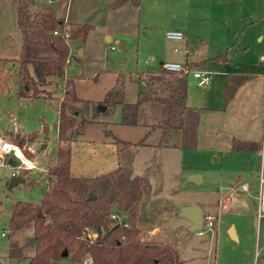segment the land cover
Here are the masks:
<instances>
[{
	"label": "rangeland",
	"instance_id": "obj_1",
	"mask_svg": "<svg viewBox=\"0 0 264 264\" xmlns=\"http://www.w3.org/2000/svg\"><path fill=\"white\" fill-rule=\"evenodd\" d=\"M9 1L4 5L0 0V71L3 70V74H11L8 84L4 83L0 90V137L17 140L20 138L18 142L25 154L38 165V168H35L30 175H25L31 178L30 182H19L12 187L8 186L12 175V166L8 159L11 156L17 161L19 159L14 154H5L4 164L0 167V258L6 261L9 258L14 264H20L26 263L28 257H8L11 206L17 199L38 201L47 188V172L44 168L47 167L55 151L58 130L56 105L63 91L60 85L54 86L53 96L19 95L16 74L18 62L15 59L10 61L2 59L18 57L21 48L15 5L12 0ZM35 6H37L36 3L33 7L37 8ZM191 8L186 1L167 0L164 7L151 9L150 12L147 9L146 19L150 24V30L144 27L140 36L113 35L112 41L109 42L106 36H103L104 33L101 35L103 28H98L88 43L87 51L82 55L80 52L75 53L76 58H72V63L67 69L70 74L83 72L86 75L83 81H79L81 94L89 97L96 104H102L100 100L103 99L106 90L116 81V75L111 74L113 72L107 71L104 74L107 68L125 73L127 70L136 73V70L138 72L144 69L153 71L159 68L160 61L155 55L157 48L168 49L172 45L165 37L167 29L164 31V27L170 23L165 19H170L173 12L178 17L188 16ZM118 27L121 28V26ZM251 31L246 17L235 21L232 29V32H235V40L249 41L252 44V52L255 53L258 47ZM116 38H120L119 42H116ZM79 43L81 41H71L74 49ZM111 45L115 48H111ZM261 54H264V51H258V56ZM151 56L156 57V60L146 64L145 60ZM125 85L126 97L135 99L138 82L132 80L126 73ZM115 109L109 107L108 110L92 117L87 122L85 131L72 142V173L93 174L110 169L118 163L123 164L129 175L140 172L149 184V194L141 204V206L144 204V211L141 209L139 225L143 231H146L153 224H158L162 228L159 235L168 237L177 245L187 264H255L257 258L258 264L264 263V208L262 206L259 210L258 199L252 195L240 191L242 199L240 210L222 212L220 218L224 223L218 226L219 231L216 233L214 228L208 229L207 232L205 230L203 234L197 233L190 228L191 220L180 212L181 206L185 204L198 203L201 206L204 200L202 189L204 192L213 187L217 189L218 184H214L210 175L207 177L208 172L214 174L220 169H225L227 173L234 168L235 180L238 175L246 178L253 167L260 166L261 155L251 154L242 161L229 157L227 161L224 156L220 160H214V155L205 154L196 149L182 151L170 148L157 153L156 143L162 130L159 127H152V124L165 120L167 113L164 104H143L136 124L121 122V114L118 118ZM149 129L151 130L146 137L145 145H132L124 148L120 153L116 151L115 135L128 140H137L145 136ZM33 131H36L37 135L30 140L28 134ZM88 145H94L97 150H89ZM240 166L244 167L241 173L237 171ZM195 170H201L204 173V178L199 185L192 182L189 177L190 174L195 173L188 174L189 171ZM227 175L228 180L233 181L234 178H229L231 173ZM186 201L188 202L183 203ZM202 206L207 207L204 204ZM230 222L235 224L239 237H232L227 227ZM3 231L6 233L3 234ZM32 231V227H27L12 234V239L23 245L25 253L33 251L30 241ZM212 233L215 238L210 243ZM144 236L147 237L146 234ZM27 240L30 243H26ZM210 244L211 253H209ZM193 253L194 257L191 256ZM207 254H210L209 260L206 258ZM61 262L53 260L52 264H61ZM66 263L84 264L83 261L71 259H67Z\"/></svg>",
	"mask_w": 264,
	"mask_h": 264
},
{
	"label": "trees",
	"instance_id": "obj_2",
	"mask_svg": "<svg viewBox=\"0 0 264 264\" xmlns=\"http://www.w3.org/2000/svg\"><path fill=\"white\" fill-rule=\"evenodd\" d=\"M127 1L113 0L110 8ZM131 1L138 6L141 0ZM17 24L21 32L20 54L7 60L18 62L19 95L53 96L54 86L60 84L63 92L56 105L58 130L55 151L47 165V188L38 201L17 199L12 202L9 255L28 257L24 264H52L53 260L67 259L83 261L87 256L92 257L93 264H180L179 250L172 241L143 236L139 213L142 199L149 192L146 180L139 174L129 175L122 163L94 174H74L71 144L85 131L92 117L109 107L120 105V121L136 124L143 104L162 103L167 116L164 121L152 124L162 130L156 145L195 146L200 111L187 101L189 73L170 71L163 62L155 71H139L137 96L128 100L126 73L120 71L114 85L100 100L102 104H96L77 92L78 74L67 73L72 61L71 41L84 43L94 25L67 22L49 3L34 10L30 0H17ZM67 27L69 36L65 37ZM218 58L224 59V56ZM206 61L187 60L185 65L190 69L200 68ZM3 73L1 70L0 90L4 83L8 84L11 75ZM239 83L229 87V98ZM176 132H179L178 137H174ZM149 133L150 130L137 140L115 135L118 153L126 147L146 143ZM36 135V131L28 134L30 140ZM263 144L262 139L233 136L231 147L258 151ZM113 210L122 215L121 220L111 216ZM27 227H32L35 236L31 253H25L23 245L12 239L13 233ZM89 231L95 235L89 237Z\"/></svg>",
	"mask_w": 264,
	"mask_h": 264
},
{
	"label": "crops",
	"instance_id": "obj_3",
	"mask_svg": "<svg viewBox=\"0 0 264 264\" xmlns=\"http://www.w3.org/2000/svg\"><path fill=\"white\" fill-rule=\"evenodd\" d=\"M112 1L113 0H30V3L34 10L39 9L45 3H49L55 8L56 14L64 18L67 22H87L94 25L84 44H77L76 49L71 45V57L76 58L77 52H80V55H82L87 51V48H89L88 43H90V39L98 28H103L101 35L104 33L103 36H106L109 42L112 41L113 35L119 37L140 36L144 27L150 30V24L146 19L147 9L150 12L151 9L156 10L167 4V0H141L140 4L137 6L133 1L129 0L116 8H110ZM183 1H186L192 7L188 16L178 17V15L173 12L170 19H165L170 23L164 27V31H166V29H179L185 33V37L182 39H169L165 35L168 40L167 42L172 45H170L168 49L158 47L155 55L160 61L159 65L164 61H180L186 63L187 60H207L205 66L200 68L211 73L212 77L206 85H200L198 83V78L194 74H188L187 101L190 105L198 107L200 111L196 145H156V147H158L156 150L157 153L163 149L170 148L180 149L182 151L184 149H196L205 154L214 155V160H220V158L224 156L227 161L229 157L230 159L242 161L251 154L261 155L260 166L253 167L255 169L252 168V171L246 178H242L240 177L241 175H238L235 180L234 168L233 170H228L230 172L226 171L227 173H225V169H220L214 174L207 173V177L210 175L214 184H218V187L217 189L216 187L206 189L205 192L202 189L204 200L201 202V206L202 204L207 206L206 208L202 206L203 215L212 213L216 216L214 225V233H216L219 231L218 226L224 223L220 218L222 212L240 210L239 208L242 200L240 191L246 192L258 199L259 210L260 207L262 208L260 197L262 194L264 197V187L261 188L260 174L261 171L264 170V144L258 151L234 150L231 146L233 136L246 139H262L264 143V63L260 60V56H258V51H264V0ZM8 2L10 1L1 0V3L4 5ZM12 3L15 5L17 24V0H12ZM35 3L37 4V6H35L37 8L33 7ZM241 17H246V20L251 26V32L258 47V51L255 53L252 52V44L249 41L244 42L241 39L235 40V32H232L233 25H235V21H239ZM118 26H121V28ZM221 26H223V28ZM119 39L120 38H116V42H119ZM175 48L178 50H175ZM219 56H224V59H219ZM8 58L13 57H4L2 59L8 61ZM155 58L156 57L152 60L155 61ZM150 62L147 63L145 60L146 64ZM111 69L112 68H107L104 74H106L107 71L113 72L111 74L114 75L118 74L116 70L114 71ZM157 69L158 68H156V70ZM137 72V70L136 73L130 70L126 71L127 76L132 80H136ZM67 73L70 74L68 71ZM85 78L86 75L80 72L75 81L79 95L87 97L81 94V86L79 85V81H83ZM237 81L240 83L235 89L234 94L229 98V87L236 84ZM134 96L135 95H133V97ZM127 99L134 100L128 97ZM115 108V113L119 118L121 107L117 105ZM178 133L179 132H176L174 137H178ZM18 140L20 141V138ZM88 149L97 150L94 145H88ZM116 151L118 152L117 147ZM169 151L170 150H168V152ZM242 169H244V167L240 166V169L237 171L241 173ZM192 172L195 174H190L189 177L191 181L199 185L204 178V173L201 170H195L189 171L188 174ZM229 173H231V177L229 178H234L233 181L228 180L227 174ZM74 174L82 173L79 172ZM137 174L140 175L141 173L139 172ZM148 194L149 192L142 199V202L147 198ZM243 197L245 200V194ZM187 202L188 201L183 203ZM143 207L144 204L140 206L139 219L140 216H142L141 209L144 211ZM145 211L147 213V208ZM181 223L185 224L184 221H181ZM227 227H229L232 237H239L235 224L230 222ZM196 231L199 233L198 230ZM207 231L208 230L205 232ZM161 232L162 228L158 224H153L149 229L143 231V236L146 234L147 237L171 241L168 237L159 235ZM203 233L204 232H201L199 234ZM214 238V234L212 233L209 242L212 243ZM209 249V253H211V244ZM178 250L181 259L180 264H187L179 248ZM194 255L193 253L191 256L194 257ZM8 257H11L9 255V247ZM206 258L209 260L210 254H207ZM0 264H14V262L9 258L7 261L0 258Z\"/></svg>",
	"mask_w": 264,
	"mask_h": 264
},
{
	"label": "built area",
	"instance_id": "obj_4",
	"mask_svg": "<svg viewBox=\"0 0 264 264\" xmlns=\"http://www.w3.org/2000/svg\"><path fill=\"white\" fill-rule=\"evenodd\" d=\"M54 33H58V31H55ZM63 34H64L65 37L69 36L68 27L64 30ZM165 35L169 39H182V38L185 37V33L182 30H179V29H169V30H167L165 32ZM110 47L111 48H115L114 45H111ZM175 50H178V49L175 48ZM262 57H264V54H261V56H260V60L264 63V59H262ZM152 59H154L153 56L148 57L146 59V62L148 63ZM162 65L166 69H168L170 71L178 72L180 74H182V73H192V74H194L198 78V83L200 85H206L210 81V79L212 77V74L209 73L208 71H206L205 69H202V68L190 69V68H188L185 65V63L180 62V61H164ZM0 138L4 139V141L6 143H11V144L17 145L21 149V151L23 152V155L29 161L33 162L36 165L35 168H38V165L35 163L36 161H34L32 158L28 157L25 154L24 150L22 149V146L20 145V143L18 142L17 139H10V138H6V137H0ZM0 147H2V146H0ZM5 154H14L15 155L14 152H6ZM0 164H2V165L4 164L3 159L0 160ZM11 166H12V174H19V175H22V176L30 175L31 172H33L35 170V168L28 169L26 167H23L22 166V162L20 160L19 161L16 160L15 164H12ZM44 169L47 172V167L44 168ZM260 180H261V188H263L264 187V170L261 171ZM260 199H261L260 200L261 205L264 206L263 194L260 197ZM111 216L113 218H118L119 220L122 219V215H120L116 210L111 211ZM215 219H216V216L214 214H212V213L204 214L203 215L202 225H201V228L198 229V232L201 233V232H204L205 230L213 229L214 225H215ZM5 233H6V231H3V234H5ZM88 235H89V237H93L95 235V232L89 231ZM83 263L84 264H93L92 257L91 256H87L83 260ZM255 264H258V258L256 259ZM262 264H264V263H262Z\"/></svg>",
	"mask_w": 264,
	"mask_h": 264
},
{
	"label": "water",
	"instance_id": "obj_5",
	"mask_svg": "<svg viewBox=\"0 0 264 264\" xmlns=\"http://www.w3.org/2000/svg\"><path fill=\"white\" fill-rule=\"evenodd\" d=\"M103 107V106H102ZM109 132V131H108ZM8 162L12 165L15 164L16 159L13 158L12 156L8 159ZM31 178L27 176H22L19 174H12L9 178V183L8 186L12 187L14 184L19 183V182H30ZM93 197L94 194H91ZM180 212L182 215L188 217L191 219V224L190 228L192 230H198L201 228L202 221H203V209L198 203H191V204H185L181 206ZM30 241L33 244L35 241V236L32 235L30 237ZM64 253L66 254L67 251L64 250ZM61 264H67L65 260H62Z\"/></svg>",
	"mask_w": 264,
	"mask_h": 264
},
{
	"label": "clouds",
	"instance_id": "obj_6",
	"mask_svg": "<svg viewBox=\"0 0 264 264\" xmlns=\"http://www.w3.org/2000/svg\"><path fill=\"white\" fill-rule=\"evenodd\" d=\"M262 59H264V57H262ZM0 160L3 159V156L6 152H14L16 157L22 162V166L26 167L28 169H33L36 167V165L29 161L24 155L23 152L21 151V149L15 145V144H11V143H6L4 141V139L0 138ZM3 165L0 164V167H2Z\"/></svg>",
	"mask_w": 264,
	"mask_h": 264
}]
</instances>
